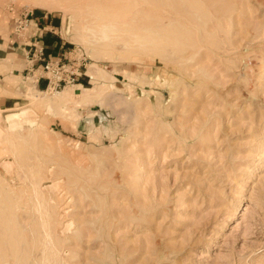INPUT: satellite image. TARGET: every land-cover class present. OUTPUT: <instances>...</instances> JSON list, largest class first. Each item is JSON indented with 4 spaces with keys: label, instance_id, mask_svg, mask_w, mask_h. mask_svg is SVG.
<instances>
[{
    "label": "rangeland",
    "instance_id": "1",
    "mask_svg": "<svg viewBox=\"0 0 264 264\" xmlns=\"http://www.w3.org/2000/svg\"><path fill=\"white\" fill-rule=\"evenodd\" d=\"M46 1L89 77L0 99V264H264V0Z\"/></svg>",
    "mask_w": 264,
    "mask_h": 264
},
{
    "label": "crops",
    "instance_id": "2",
    "mask_svg": "<svg viewBox=\"0 0 264 264\" xmlns=\"http://www.w3.org/2000/svg\"><path fill=\"white\" fill-rule=\"evenodd\" d=\"M28 10V36H18L13 30L14 18ZM71 40L62 29L61 17L51 9L40 6L26 7L10 0H0V99L1 103L14 102L27 95L29 88L43 90L45 79H35L30 70V54L38 46L43 55H54L69 46ZM41 60L32 61L36 67ZM80 80H84L82 77ZM81 83V82H80Z\"/></svg>",
    "mask_w": 264,
    "mask_h": 264
},
{
    "label": "built area",
    "instance_id": "3",
    "mask_svg": "<svg viewBox=\"0 0 264 264\" xmlns=\"http://www.w3.org/2000/svg\"><path fill=\"white\" fill-rule=\"evenodd\" d=\"M27 15L28 10H24L14 18L13 30L18 36H28ZM34 60H41V66H34L32 63ZM29 61L31 73L32 69L35 70L32 73L35 79L39 77L45 79L44 91H56L67 84H79L82 77H89L86 73L89 58L77 43L70 42L68 47L54 55H43L41 47L38 46L31 52Z\"/></svg>",
    "mask_w": 264,
    "mask_h": 264
},
{
    "label": "bare ground",
    "instance_id": "4",
    "mask_svg": "<svg viewBox=\"0 0 264 264\" xmlns=\"http://www.w3.org/2000/svg\"><path fill=\"white\" fill-rule=\"evenodd\" d=\"M35 1H38V0H35ZM40 2H37L36 4H39V6H41V7H45V8L51 9V7L46 4L47 3L46 0H40ZM45 92H48V91H45ZM50 92H55V94H56V93H59V90H56V91L53 90V91H50ZM68 95H70V94L67 93L66 96H68ZM63 100H65V99H63ZM30 182L33 185V181H30ZM33 187H34V185H33ZM32 200H33V203H34V208H35V210H36V212L38 214V218H39V220L41 222V226H42V228L44 230V237L47 239L48 237H50V234H49V230H48V226H47L45 214L43 213V211H41V208L39 206V196H38V192L35 189L32 192Z\"/></svg>",
    "mask_w": 264,
    "mask_h": 264
}]
</instances>
